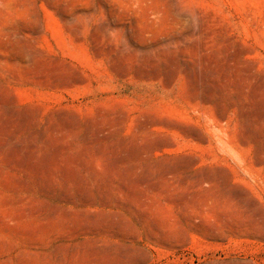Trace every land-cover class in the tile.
I'll use <instances>...</instances> for the list:
<instances>
[{
  "label": "rangeland",
  "instance_id": "1",
  "mask_svg": "<svg viewBox=\"0 0 264 264\" xmlns=\"http://www.w3.org/2000/svg\"><path fill=\"white\" fill-rule=\"evenodd\" d=\"M0 264H264V0H0Z\"/></svg>",
  "mask_w": 264,
  "mask_h": 264
}]
</instances>
